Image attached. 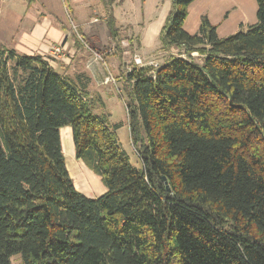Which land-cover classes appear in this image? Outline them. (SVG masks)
<instances>
[{
	"label": "trees",
	"instance_id": "trees-1",
	"mask_svg": "<svg viewBox=\"0 0 264 264\" xmlns=\"http://www.w3.org/2000/svg\"><path fill=\"white\" fill-rule=\"evenodd\" d=\"M117 1L100 0L112 42ZM194 1L170 0L160 65L121 77L139 169L86 82L0 46V264H264V0L220 39L205 18L183 30ZM67 127L95 199L65 167Z\"/></svg>",
	"mask_w": 264,
	"mask_h": 264
},
{
	"label": "rangeland",
	"instance_id": "rangeland-1",
	"mask_svg": "<svg viewBox=\"0 0 264 264\" xmlns=\"http://www.w3.org/2000/svg\"><path fill=\"white\" fill-rule=\"evenodd\" d=\"M46 2L47 4H51L52 0H46ZM58 2L61 11L62 8L64 11V23L68 27L67 33L69 36L71 35L73 41L77 40V36L72 32L71 26L76 28L77 35H80L81 39L84 40L87 47H84L86 50L90 49V39L93 37L101 43L99 46L100 49H93V51L90 49L93 53L91 55L92 62L102 65L100 60H105L106 57L104 56V52H107L108 47H110V52H114L116 56L119 55V59H116L117 64L121 62L123 57L129 69L134 67L133 59L136 57L140 58L144 66H149L150 64L160 65V60L154 59L156 56L151 57V54L148 55V57L143 56V54H141V57L139 56L142 41L141 33L144 29V33L146 34L147 29L151 27L155 28L159 24L158 22H160L161 18L166 17L170 10V0H122L120 3L117 1L115 5L112 6V10L115 24L118 29V40L116 42L110 41L111 43H109L107 39L106 24H104L106 18L105 10L100 0L99 3L95 0L79 1V9L76 16L74 12L68 9L66 0H58ZM89 3H92V5L88 7ZM188 7L183 30L189 35L198 31L202 18L207 19L212 26L216 27V35L219 39L230 37L239 31L245 32L248 26L254 25L257 21L255 19L257 7L254 0H195ZM57 20H59V18H57ZM6 39V36H4L0 39V43H3V41L5 42ZM155 40V47H157V36ZM52 47L56 48L60 46L53 45ZM56 58L59 59L57 56ZM107 68L110 69V65H107ZM101 69L104 70L105 67ZM110 71H112V68ZM104 74V78L102 79L103 84L108 85V83H113L109 80L106 82L105 79H108V75L110 74H107V71H105ZM101 76H103L102 73ZM120 96H122L121 93ZM106 109V113L109 114L110 117L109 123L121 124V127L116 131L121 149L128 155L130 165L139 169L141 166L138 163L137 155L135 151H133L128 137L126 109H124L123 104L120 101L118 102V100H116V102L112 101ZM61 140V149L66 167V164H70L71 161L72 163L73 161L76 162L74 160V154L72 157V153H70L71 148L73 151L72 139L67 135V137L63 136ZM76 163L82 165L84 168V170H81L83 181L85 179L92 183L94 181V184H89L85 181L84 187V182L81 183L76 177L72 176L71 180L74 181V187L77 191L82 192L83 189L88 186L89 190L91 189L94 191L97 184L98 186L102 185L99 178H96L83 166V164L80 162ZM10 264H22L20 257L17 255L12 257L10 259Z\"/></svg>",
	"mask_w": 264,
	"mask_h": 264
},
{
	"label": "crops",
	"instance_id": "crops-1",
	"mask_svg": "<svg viewBox=\"0 0 264 264\" xmlns=\"http://www.w3.org/2000/svg\"><path fill=\"white\" fill-rule=\"evenodd\" d=\"M66 1L68 9L74 12L76 16L79 9V1L82 0ZM95 1L99 3V0ZM90 5H92V3H89L88 7ZM56 16L59 20H57ZM163 20L164 18L162 17L155 28L151 27L147 29L146 34L143 29L141 33L140 57L141 54L145 57L151 54V57L156 56L154 59H158L163 55L157 52V47H155V39L163 25ZM67 28V25L64 23V11L63 8L61 11L58 0H52L51 4H47L46 0H0V39L4 36L7 38L5 42L3 41V43H0V46L5 49H13L19 55H40L46 59L50 66L59 74L67 75L70 79L78 83H80V81L83 82V84L86 82L87 94L95 102V107H93V110H95L94 113L106 115L109 122L110 117L109 114L106 113L107 106H109L112 101L116 102V100L123 103L120 99L122 89L121 77L129 70L127 62L122 57L121 62L117 64L116 59H119V55L116 56L114 52H110V47H108L107 52H104V56L106 57L105 60H100L102 65L92 62L91 55L93 54V49L98 50L101 45L99 40H96L94 37L92 39L88 37L90 39V49L92 51L90 49L86 50L83 46L80 47L75 45L71 35L69 36L67 33ZM107 39L109 40L108 42L111 43L110 38L107 37ZM53 45H59L61 47L62 55L57 56L59 59L50 54ZM107 65H110L112 71H110L111 68H107ZM100 66L105 67V69H101L103 67ZM105 71H107V74H110L113 83H108V85L103 84L102 79L104 78ZM101 73L103 76H101ZM61 131L65 132L66 137L68 135L71 139L69 127L60 129V139ZM70 153H72L73 157L74 153L72 148ZM66 167L70 178L74 176L81 183L87 181L89 184H94V181L90 178L89 179L93 181V183L87 179L83 181V174L82 171H80L84 170L82 165L74 161L72 163L71 161L70 164H66ZM73 185H75L74 181ZM88 187L84 188L82 192H78L92 199L104 193L102 185L98 186L97 184L94 191L91 189L89 190Z\"/></svg>",
	"mask_w": 264,
	"mask_h": 264
},
{
	"label": "built area",
	"instance_id": "built-area-1",
	"mask_svg": "<svg viewBox=\"0 0 264 264\" xmlns=\"http://www.w3.org/2000/svg\"><path fill=\"white\" fill-rule=\"evenodd\" d=\"M69 22H70V20H69ZM71 24V23H70ZM71 28H72V32L73 33H75L76 34V36H77V39H79L80 41H81V43L83 44V46L84 47H86V44L84 43V42H82L83 40L82 39H80V37L77 35V31H76V28L74 27V26H71ZM87 48V47H86ZM62 53V50H61V47H52L51 48V51H50V54L52 55V56H54V57H56V56H60V55H62L61 54ZM133 64H134V66L136 67H144V65L142 64V62H141V60H140V58H138V57H136L135 59H133ZM150 65H153V64H150ZM154 67H156L157 65H153ZM110 78V79H109ZM108 80L109 81H111V82H113L112 81V78H111V76L110 75H108V79H105V81L106 82H108Z\"/></svg>",
	"mask_w": 264,
	"mask_h": 264
},
{
	"label": "bare ground",
	"instance_id": "bare-ground-1",
	"mask_svg": "<svg viewBox=\"0 0 264 264\" xmlns=\"http://www.w3.org/2000/svg\"><path fill=\"white\" fill-rule=\"evenodd\" d=\"M63 136H66V134H65V132H62L61 133V138L63 137ZM66 142V141H65ZM68 144V143H67ZM81 171V170H80ZM85 182V181H84Z\"/></svg>",
	"mask_w": 264,
	"mask_h": 264
}]
</instances>
